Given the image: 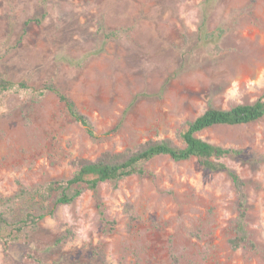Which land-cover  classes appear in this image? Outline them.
Wrapping results in <instances>:
<instances>
[{
    "label": "rangeland",
    "instance_id": "obj_1",
    "mask_svg": "<svg viewBox=\"0 0 264 264\" xmlns=\"http://www.w3.org/2000/svg\"><path fill=\"white\" fill-rule=\"evenodd\" d=\"M0 73L28 86L0 97V196H10L17 182L70 177L75 158L150 139L180 145L207 100L220 109L255 101L264 0H0ZM45 84L75 103L97 139L54 92L34 94ZM197 137L250 156L224 162L246 183L253 245L230 244L237 210L226 174L159 156L144 163L146 176L86 190L6 253L0 245V264H264V116Z\"/></svg>",
    "mask_w": 264,
    "mask_h": 264
},
{
    "label": "trees",
    "instance_id": "obj_2",
    "mask_svg": "<svg viewBox=\"0 0 264 264\" xmlns=\"http://www.w3.org/2000/svg\"><path fill=\"white\" fill-rule=\"evenodd\" d=\"M42 18L43 16H41ZM30 21L28 20L25 25ZM35 21L39 22L40 20ZM210 32L223 31L217 29ZM211 35L213 34L208 36ZM14 88L28 90L26 82L22 81L16 85L0 73V97ZM46 92L55 93L67 115L81 125L90 139L98 138L89 119L78 110L71 99L56 91L51 84H45L34 94L42 97ZM263 116L264 90L255 101L237 104L228 109L217 108L207 100L203 112L183 124L178 135L180 145L168 138L150 139L134 148H127L120 152L104 151L93 160L72 159L70 165L73 167V173L68 178L52 179L30 187L17 182V189L12 195L0 196V245L2 251L6 253L9 245L17 243L21 239H27L30 233L37 231L40 221L53 216L59 206L73 203L84 191L89 190L95 193L102 183L116 184L130 176H146L144 163L159 156H167L174 162L196 158L204 171L226 174L235 192L237 210V217L233 225L235 237L230 240V244L233 248H238L244 242L253 245L248 240L246 229V183L224 162L225 159H231L250 163V156L242 149L209 143L197 137V134L218 126L248 124ZM99 205L101 206V204ZM70 236L71 232L68 230L58 238L57 243Z\"/></svg>",
    "mask_w": 264,
    "mask_h": 264
}]
</instances>
